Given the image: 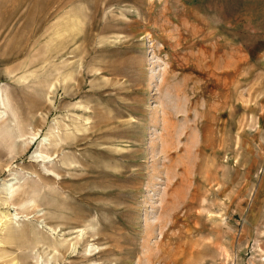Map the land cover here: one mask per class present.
Segmentation results:
<instances>
[{
  "label": "rangeland",
  "instance_id": "rangeland-1",
  "mask_svg": "<svg viewBox=\"0 0 264 264\" xmlns=\"http://www.w3.org/2000/svg\"><path fill=\"white\" fill-rule=\"evenodd\" d=\"M0 264H264V0H0Z\"/></svg>",
  "mask_w": 264,
  "mask_h": 264
},
{
  "label": "bare ground",
  "instance_id": "bare-ground-1",
  "mask_svg": "<svg viewBox=\"0 0 264 264\" xmlns=\"http://www.w3.org/2000/svg\"><path fill=\"white\" fill-rule=\"evenodd\" d=\"M11 188L13 187V186H10Z\"/></svg>",
  "mask_w": 264,
  "mask_h": 264
}]
</instances>
